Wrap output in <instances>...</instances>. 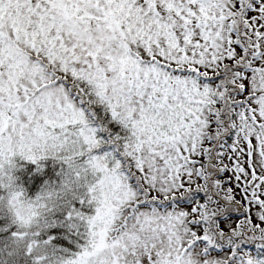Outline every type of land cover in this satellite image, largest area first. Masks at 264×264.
Listing matches in <instances>:
<instances>
[{
  "label": "snow or ice",
  "instance_id": "snow-or-ice-1",
  "mask_svg": "<svg viewBox=\"0 0 264 264\" xmlns=\"http://www.w3.org/2000/svg\"><path fill=\"white\" fill-rule=\"evenodd\" d=\"M0 264H264V0H0Z\"/></svg>",
  "mask_w": 264,
  "mask_h": 264
}]
</instances>
